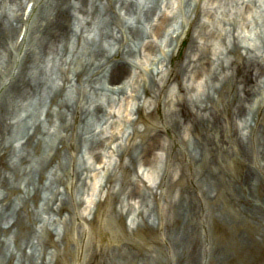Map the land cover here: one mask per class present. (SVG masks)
<instances>
[{
	"label": "bare ground",
	"instance_id": "6f19581e",
	"mask_svg": "<svg viewBox=\"0 0 264 264\" xmlns=\"http://www.w3.org/2000/svg\"><path fill=\"white\" fill-rule=\"evenodd\" d=\"M215 2L194 0L185 19L173 22L166 13L157 14L160 0L139 4L132 0H0V264H54L63 245L73 242L67 234L79 215L72 190L77 185L86 190L92 179V169L83 161L86 155L101 158V149L114 138H105L98 127L111 116L103 99L108 94L124 97L128 82L121 81L128 79L133 60L160 49L159 40L166 34L169 48L172 42L175 45L173 50H163L170 58L167 74L181 95L174 98L170 91L162 99L166 75L159 66L144 68L142 93L154 95L156 110L161 103L164 109L159 121L153 122L152 112L140 115L139 106L137 120L147 128L161 129L171 143L178 144L181 157L169 153L168 165L196 171L191 179L189 175V180L196 179L194 189H178L171 199V187L165 190L160 185L155 192L147 191L159 201L156 212L161 211L160 201L166 202L176 221V229L167 230L166 246L168 241L187 250L173 264H198L208 256L216 264L217 250L213 252L206 238L203 213L210 214L209 206L223 194L228 201L222 207L235 210L240 224L255 222L258 230L253 239H264V193L260 191L264 184V44L244 45L231 27L210 35L223 40L220 48L208 39L203 41L209 25L201 16L210 15ZM28 3L33 11L25 18ZM240 5L246 11L252 2L242 0ZM196 25L200 30L190 42L185 62L175 66L173 59ZM23 28L25 36L19 43ZM51 71H57V76ZM198 78L204 79L203 89L194 85ZM35 105L42 108L40 113L30 111ZM144 131L139 141L134 129L123 134L116 147L114 142L107 145L119 156V163L116 159L102 170L97 210L83 230L84 237L73 242L71 264H86L89 250L97 252L109 244L118 248L110 252L117 263L134 264L138 259L140 264H156L152 255L120 248L121 242L131 245L108 221L118 216L122 222L121 209L127 202L135 214L136 230L147 226V220L158 228L165 226L159 214L146 213L150 197L130 180L122 184L129 187L120 209L110 205L119 204L122 195L118 194L123 192L111 194V180L120 179L139 163L147 164L162 144L159 132L148 136ZM124 154L126 165H122ZM228 162L240 170L239 175L228 173L224 167ZM259 207L263 211L254 212ZM49 223L59 229L52 231ZM136 237L141 240L140 235ZM239 239L244 241L243 235Z\"/></svg>",
	"mask_w": 264,
	"mask_h": 264
},
{
	"label": "rangeland",
	"instance_id": "374dc122",
	"mask_svg": "<svg viewBox=\"0 0 264 264\" xmlns=\"http://www.w3.org/2000/svg\"><path fill=\"white\" fill-rule=\"evenodd\" d=\"M146 0H132L134 4H139L141 2H145ZM242 2V0H241ZM240 0H216L214 6L209 12L210 15L204 14L201 16L204 21L209 25L205 36L203 37V41L208 39V43L212 44L215 48H220L222 46L223 40L219 37H210L212 34L223 32L225 28L231 27L235 29L236 32L240 35V40L243 41L244 45H247L251 48L260 47L264 44V0H251L252 5L249 10L240 9ZM194 0H160L159 7L160 10L157 11V14L166 13L168 16H171L172 21H181L185 19L188 12L193 7ZM156 14L155 20L158 18ZM156 23V21H155ZM196 25L193 29L189 30L186 34L184 41L182 42V46L180 51L177 53V56L173 59L172 63L175 66L180 65V63H184L187 51L190 46V42L195 39L197 34V30L200 29ZM170 36L166 34L162 40H159L160 49L157 48L156 51L150 53L148 55L144 54L138 56L133 60V69L130 72L128 79H123L121 82H128V88L124 97L117 96H108V99L104 98L103 103L106 107V111L111 113V116L106 118L102 124H99V130H104L105 138H113V141H108L104 148L101 149V158L99 157H89L86 155V166L92 169V179H89V185L86 190H83L82 187L76 186L73 188V194L76 197L77 203V214L79 215V219L74 220V222L70 223L68 236L73 237V242L79 241L84 237L83 230L88 225V221H91L94 218V212L97 210V203L100 198L101 189L103 187H99V183L102 180L103 168L105 165H109V163L114 164V161L117 159L119 163V156L113 154L111 150L108 149V144L113 143L114 147L121 142L123 134H128L137 129V133L139 136L137 141L141 138V133L144 131L148 136H152L155 133L159 132L161 134V142L160 147L157 150H153V153L149 159L147 164L137 165L133 170L127 174H122L123 176L120 179L111 180L110 185L111 194L116 196L118 192L123 190L122 193L118 195H122L121 199H119V204L110 202L111 206L120 209L121 201L123 200V196L125 195L124 191L129 187H126L125 181L130 180L136 187L141 188L142 191L147 193L149 189L155 190L157 187L161 185L163 189L167 190L171 187L170 194L168 199H171L172 195H174L176 190L181 188H188L189 190L194 189V179L189 180L194 176L196 172L194 167L188 168L185 166L183 171L186 173V176H182V169H176L174 165L167 163L169 153L178 154L181 157V152L179 151V146L177 143L172 142L170 137L162 132L161 129L148 127L144 125L142 121H138V107H141L140 115H147L151 112L152 121L158 122L161 116L160 111L164 109V104L161 103L160 107L156 110L158 105L155 102V98L153 96L147 97L142 93V79L141 76L144 68L152 69L153 67H160L159 71H163L166 75L164 83L166 87L162 93V99L167 98L169 92L171 91L174 94V98H179L181 94H179L175 81L173 79L169 80V75L167 74V69L170 68L169 62L170 58L166 57L163 53L167 52L170 48L168 45ZM51 74L55 77L57 76V71H51ZM142 74V75H141ZM141 75V76H140ZM140 76V77H139ZM196 80V79H195ZM204 79L198 78L194 85L199 87V89H203ZM130 82V83H129ZM102 101V100H101ZM40 111L41 107L35 105L30 111ZM40 110V111H39ZM156 110V112H155ZM134 120V123L132 122ZM149 120V121H151ZM107 122V123H106ZM103 128H102V127ZM128 136V135H127ZM99 153V152H98ZM126 154V152H125ZM124 154V158L122 160V165H126L127 155ZM81 159V156H79ZM98 168L96 169L95 168ZM225 169H227L228 173L233 174V176L239 175L240 170L236 168L232 163L224 164ZM95 169V170H94ZM194 171V172H193ZM188 177V178H187ZM106 178L104 179L105 183ZM163 183V184H162ZM233 186L237 192H239L240 188H238L239 184L237 181H232ZM132 186V185H131ZM132 186V187H135ZM232 186V187H233ZM124 188V189H123ZM260 191L264 193V184L261 185ZM262 193H257L258 196H261ZM106 193L103 197V201L106 199ZM239 196V195H238ZM147 197H150L147 193ZM227 196L223 194L221 196V200L217 203L209 206V212L203 213L206 225V238L208 242L211 243V247L213 248V252L217 250L216 257L218 256L216 264H264V239L262 238H254L255 229L258 227L256 223L249 220L241 221V224L238 222L240 218H238L235 210L226 206L222 207L224 204V200L226 201ZM255 197V195H253ZM138 201V200H137ZM169 201V200H168ZM228 201V199H227ZM68 206L71 207L70 201H68ZM146 202V200L144 201ZM159 202V201H158ZM156 200H153L152 197L147 199L146 208L147 212L153 211L160 219H163L165 226L163 229L161 227L158 228V224H154L153 220L148 221L147 226H140V231L136 230V225H133L132 221L135 218V214L131 211V207L129 204L124 203V207L121 209L122 214H124V219L120 222L119 217L112 216L108 219L109 224L115 226L117 229L115 232H118L121 239L125 240L127 243H130L131 247H126V244L121 242L119 245L120 248H124L126 251L131 252L135 255L143 254V255H152L155 258L156 264H173L176 262V259L183 256L184 253L187 252L185 248H181L179 246L172 247L170 243L167 241L169 246H166L164 241L167 238V230L176 229V221L171 219V211L169 210L166 202L160 201V209L161 211L156 212V206L158 204ZM131 204L134 201L130 202ZM214 205L217 206L214 207ZM214 211V212H213ZM254 211V209H253ZM263 211L261 207H259L254 212ZM67 215V214H65ZM147 215V214H146ZM218 215V216H217ZM107 217V216H106ZM42 218L47 219L44 215ZM146 219V217H145ZM243 219V218H242ZM48 227L52 231H57L59 228L53 226L49 223ZM182 232H188V230L181 228ZM134 231V232H133ZM140 235L141 240L136 236ZM243 235L244 241L239 239V235ZM199 239H203L201 231L198 232ZM46 239V238H45ZM253 239V240H252ZM57 238H55V241ZM260 240V241H257ZM204 241V239H203ZM72 240H70L67 244L63 245L60 250V254L58 255V259L54 264H71L72 256L71 254L75 250V245H73ZM129 248V249H128ZM178 248V249H177ZM118 248L115 245L106 246L102 250L96 252H87L88 258L86 260V264H109L107 259L110 258V252L116 251ZM107 252V254H106ZM187 254V253H186ZM202 259V257H201ZM110 264H122L117 263L116 258H110ZM199 261V260H198ZM197 261V262H198ZM207 261V262H206ZM134 264H140L139 260L136 259ZM125 264H132V262H127ZM197 264V263H196ZM198 264H214L211 256L204 259L202 263Z\"/></svg>",
	"mask_w": 264,
	"mask_h": 264
}]
</instances>
